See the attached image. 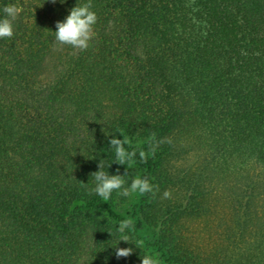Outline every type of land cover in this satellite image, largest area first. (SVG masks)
Wrapping results in <instances>:
<instances>
[{"label":"trees","instance_id":"1","mask_svg":"<svg viewBox=\"0 0 264 264\" xmlns=\"http://www.w3.org/2000/svg\"><path fill=\"white\" fill-rule=\"evenodd\" d=\"M77 2L0 0V264H264V0H91L85 51L53 33ZM105 131L145 157L107 168ZM101 159L159 191L103 201Z\"/></svg>","mask_w":264,"mask_h":264},{"label":"clouds","instance_id":"2","mask_svg":"<svg viewBox=\"0 0 264 264\" xmlns=\"http://www.w3.org/2000/svg\"><path fill=\"white\" fill-rule=\"evenodd\" d=\"M51 3H60L63 5L66 0H51ZM22 13V8L16 4H6L0 9V39L12 38L14 36L15 21ZM98 23V14L93 10L91 0H86L84 3H80L79 0L73 8L69 10L68 15L62 20L56 22V30L54 33L55 41L63 46L68 45L73 49L85 51L91 46V42L96 38L97 32L95 26ZM105 134L111 136L109 140L110 148L113 150L115 159L110 163L107 168H110L113 163L119 165H126L127 169L136 163V157L139 155L141 159L145 157V152L136 150L129 151L126 146L129 145V138L122 132L109 133L105 131ZM122 136L123 138H119ZM163 141L150 144L149 154H154L159 143ZM98 171L92 173L91 177L94 180V186L90 189V192L95 193L103 201L107 202L111 199L114 192L123 195L124 197H131L132 195L143 196L145 194L156 195L159 188L153 184L149 179L137 175L129 183L125 180L127 174L121 175L110 174L109 171H105L104 160H99ZM170 191H164L162 193L163 199L171 198ZM133 228V222L131 219H123L114 227L113 230L108 232L112 236L114 243L110 244L114 250V256L117 260L121 258L129 257L134 249L132 247H119V244L123 242H130L136 247L141 249V243L139 241L133 242L130 235ZM107 264V258L105 261ZM141 264H162L160 257L156 253L144 251L141 256Z\"/></svg>","mask_w":264,"mask_h":264}]
</instances>
